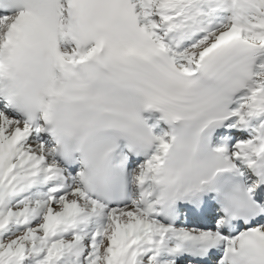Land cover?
Here are the masks:
<instances>
[{"label": "snow or ice", "instance_id": "1", "mask_svg": "<svg viewBox=\"0 0 264 264\" xmlns=\"http://www.w3.org/2000/svg\"><path fill=\"white\" fill-rule=\"evenodd\" d=\"M0 264H264V0H0Z\"/></svg>", "mask_w": 264, "mask_h": 264}]
</instances>
